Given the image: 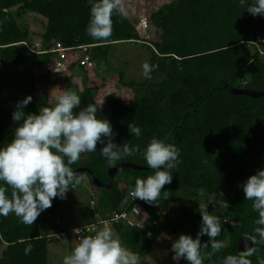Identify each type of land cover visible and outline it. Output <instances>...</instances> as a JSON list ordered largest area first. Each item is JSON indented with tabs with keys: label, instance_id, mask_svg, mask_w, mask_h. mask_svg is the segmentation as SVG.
I'll return each instance as SVG.
<instances>
[{
	"label": "trees",
	"instance_id": "obj_1",
	"mask_svg": "<svg viewBox=\"0 0 264 264\" xmlns=\"http://www.w3.org/2000/svg\"><path fill=\"white\" fill-rule=\"evenodd\" d=\"M89 11L87 0H0V148L14 137L18 125L12 114L17 102L32 96L25 113L38 114L42 107H52L46 90L41 89L71 80L66 71L54 69L57 56L50 51L57 43L73 48L70 56L80 54L79 46H92L90 54L96 60L106 58L112 44L142 41L128 17L119 15L112 17V36L105 42L94 41L85 31ZM27 12L47 20L39 51L30 45V31L18 22ZM150 19L160 31V41L150 47L152 79L127 84L125 73H119L123 86L142 87L143 95L132 99L123 98L119 92L110 95L106 78L88 81L85 75L79 93L81 107L94 104L97 118L111 123L116 144L138 145L140 151L109 167L98 155L102 147L98 144L96 154H88L86 162L71 167L74 172L85 170L79 176L88 178L95 191L91 198L95 200V212L107 220L119 212L137 178L154 174L142 155L151 138L175 144L182 163L173 170V181L162 189L158 204L137 199L127 208L142 206L148 215L143 228L121 223L113 228L127 249L140 258L146 257L165 229L176 235L191 226L197 234L201 224L199 194L203 193L217 199L225 210H207L220 219L222 231L216 239L224 247L219 252L210 246L203 250L207 262L220 264L225 256L238 254L240 238L254 234L258 226V213L252 201L244 199L240 185L264 169V96L253 99L234 95L229 86L242 88L247 83V88L264 92V57L248 45L260 36L255 34L250 40L251 27L263 25L264 17L251 16L238 0H174ZM76 65L86 75L92 71L77 60L68 64L67 70ZM129 123L141 127L139 139L130 135ZM120 164H134L142 170L122 169L110 179L108 171ZM94 179L104 186L93 184ZM180 195L193 199L194 205H181L179 217L171 218L167 226H153L160 213L169 212L170 205L178 203ZM65 203L66 199H54L52 207L42 212L33 225L20 223L12 214L0 217L4 241L0 240V264H49L50 239L67 230L56 223ZM94 216L92 213L89 220ZM224 218L228 223H223ZM86 223L90 224L88 220ZM207 240V236L201 238L202 243ZM29 244L32 251L25 255ZM256 247L258 252L249 259L252 264H264V245Z\"/></svg>",
	"mask_w": 264,
	"mask_h": 264
},
{
	"label": "clouds",
	"instance_id": "obj_2",
	"mask_svg": "<svg viewBox=\"0 0 264 264\" xmlns=\"http://www.w3.org/2000/svg\"><path fill=\"white\" fill-rule=\"evenodd\" d=\"M87 3L90 11L85 31L94 41L105 42L113 34V15L127 17V8L123 0H87ZM238 5L253 17H264V0L251 3L238 0ZM153 71V65L147 62L142 65L145 79L151 80ZM32 100V96H27L17 102L12 114L13 122L18 125L14 137L0 148V217L12 214L25 225H33L42 212L52 207L54 199H66L71 186L81 179L71 165L83 161L88 154H96L98 144L102 145L98 155L106 159L109 167L140 151L138 145L116 144L111 123L97 118L94 104L81 107V97L71 89L61 90L50 99L52 107H42L38 114H26L25 108ZM128 130L137 139L142 136L141 127L135 123H129ZM142 155L154 174L137 178L129 194L134 200L158 204L162 189L173 181V170L182 163L180 149L153 136ZM240 187L244 199L252 201V208L258 213V226L254 234L242 236L244 250L225 256L220 264H252L249 258L258 252L256 245H264V169L258 170ZM200 215L196 237L180 235L172 243L174 264H180L181 260L187 264H203V250L210 246L219 252L224 247L216 239L222 231L220 219L210 214L207 207ZM102 223V229L79 240L71 254L64 257L63 264H141L139 255L122 245L107 222ZM80 230L74 231L79 233ZM204 236L208 240L202 243ZM31 251L29 244L24 253L28 255Z\"/></svg>",
	"mask_w": 264,
	"mask_h": 264
},
{
	"label": "rangeland",
	"instance_id": "obj_3",
	"mask_svg": "<svg viewBox=\"0 0 264 264\" xmlns=\"http://www.w3.org/2000/svg\"><path fill=\"white\" fill-rule=\"evenodd\" d=\"M174 0H123V4L128 11V19L137 28L140 42H122L112 44L108 49L107 57H101L95 60V71L92 72L88 78L91 77V81L97 78H106L109 85V94L114 95L119 92L125 99H132L134 96L143 95L144 89L139 86L132 88L129 86H123L119 80V73L124 72V81L127 84L138 83L142 84L146 79L142 76V65L147 62L150 64L151 59V44L160 41V31L152 24L151 15L159 10L163 5L169 4ZM20 25L28 29L31 33L32 48L36 50L41 49V35L44 32L47 20L32 12H27L19 17ZM141 20L146 21L143 25ZM257 34L264 37V24L258 26L254 24L250 29L249 39ZM83 86V85H82ZM80 85L72 86L71 84L66 88L75 91L78 95L82 91ZM79 88V89H76ZM41 90H46L47 98L54 99L55 95L59 94L61 90L59 87L47 85ZM65 90V89H64ZM95 197V191L90 185V182L86 176H82L79 182V187L72 188L66 195V203L60 208L58 213V220L61 217L60 228H72L86 225L88 222H95L97 219L93 217L89 220V217L97 212L95 204H91V198ZM178 203H172L169 207V218L177 219L179 217L178 208L182 205L189 207L194 205V201L191 198H186L184 195L179 196ZM200 205L198 208L202 210L207 207V210L212 208L217 212L224 213L225 210L222 204L215 198H208L203 193L199 194ZM91 201V202H90ZM95 203V200L93 201ZM91 213V214H90ZM230 225V223H229ZM103 228V227H102ZM101 228V229H102ZM116 236H118L116 230L111 227ZM180 235H191L196 237L194 230L191 226H186L176 235H172L169 229H165L161 236L156 240L151 248V252L148 256L140 258L141 264H174L172 260L171 246L172 243L179 238ZM119 237V236H118ZM150 237V233H148ZM120 239V238H119ZM49 244V264H63L65 256L70 255L74 247L78 244L72 238L65 236L61 240H56L54 237ZM122 242V241H121ZM124 246V244L122 243ZM125 247V246H124ZM201 259L203 264H214L207 262L206 257L201 253ZM180 264H187V261L181 260Z\"/></svg>",
	"mask_w": 264,
	"mask_h": 264
},
{
	"label": "built area",
	"instance_id": "obj_4",
	"mask_svg": "<svg viewBox=\"0 0 264 264\" xmlns=\"http://www.w3.org/2000/svg\"><path fill=\"white\" fill-rule=\"evenodd\" d=\"M141 21L143 25L146 24V21ZM248 45H253L254 50L259 53L261 57H264V38L257 36L256 40L253 42H248ZM92 46H79L77 48L78 51H80L79 55H72L69 54L74 50L73 48H66L61 43H57L50 51V53H53L57 56V61L55 63L54 69L57 71H67L68 64H70L72 61L77 60L79 62V65L82 67H86L88 69H94L96 64L93 60L90 49ZM247 83H244V89L246 88ZM79 186V183H74L71 187L75 188ZM137 201L134 200L130 194L128 195L127 199L123 202V204L120 207L119 212H115L110 219L103 220L99 217L98 214L95 213V218L97 221L92 222L90 224H86L80 227H72L65 231H61L60 233L56 234L55 238L57 239H63L65 236H70L76 243L79 242V240L85 236L93 235L96 231L100 230L102 227H104V224L102 222H107L108 226L113 227L115 224H124L129 225L132 227H140L143 228V221L148 218V215L144 212L142 206L137 205L134 206L131 210H128L127 208L135 203ZM91 204H95L93 201ZM160 217L158 220L153 221V226H167L169 220V215L167 212H163L159 214ZM173 219V218H172ZM57 225H60L61 222L57 221ZM223 223H228V219L224 218ZM75 229H81L79 233H75ZM0 240H2V243L4 244V241L2 239V235L0 232Z\"/></svg>",
	"mask_w": 264,
	"mask_h": 264
},
{
	"label": "water",
	"instance_id": "obj_5",
	"mask_svg": "<svg viewBox=\"0 0 264 264\" xmlns=\"http://www.w3.org/2000/svg\"><path fill=\"white\" fill-rule=\"evenodd\" d=\"M229 89L231 90V92L234 95H245V96H249V97H251L253 99H258V98H261V97L264 96V92H256V91H253L250 88L240 89V88H234V87L229 86ZM86 161H87V157L83 160V162H86ZM122 169L142 170L141 167H138V166H136L134 164H120L117 167H115V168H113V169L108 171V175H109L110 179L113 180L115 174L117 173V171L122 170ZM84 171H85L84 169H79L76 172L78 173V175H80ZM93 184H95L98 187H103L104 186L100 182H98L96 179L93 180ZM111 186H112V184L109 185V188ZM241 238H240L239 243H238V253L240 251L244 250L243 246H242V243H241Z\"/></svg>",
	"mask_w": 264,
	"mask_h": 264
},
{
	"label": "crops",
	"instance_id": "obj_6",
	"mask_svg": "<svg viewBox=\"0 0 264 264\" xmlns=\"http://www.w3.org/2000/svg\"><path fill=\"white\" fill-rule=\"evenodd\" d=\"M95 71V68L94 70H92L90 73H88L87 75L85 73H83V70L79 67V66H74L72 69H69L65 72V75L67 77H72L70 81H68L67 83H61V81H57L55 85L53 86H56V87H59L60 89H65L71 84L72 86L76 85H80L82 86L83 84V80H84V75L86 76V78L88 79V81L90 80L91 81V77L88 78L90 75H92V72ZM56 77V76H55ZM97 78V77H95ZM76 89H79V88H76ZM80 89H82V87H80ZM79 89V90H80ZM95 217V216H94ZM60 221L62 222L61 220V217H60ZM92 223V222H91Z\"/></svg>",
	"mask_w": 264,
	"mask_h": 264
}]
</instances>
